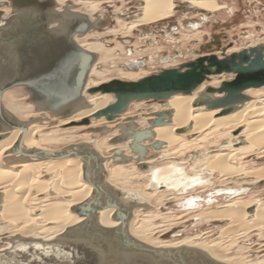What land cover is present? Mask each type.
Wrapping results in <instances>:
<instances>
[{"label": "bare ground", "instance_id": "obj_1", "mask_svg": "<svg viewBox=\"0 0 264 264\" xmlns=\"http://www.w3.org/2000/svg\"><path fill=\"white\" fill-rule=\"evenodd\" d=\"M1 1L5 0H0V2ZM186 1L189 2L190 6L206 13L220 12L222 9V5H220L218 0ZM142 2L143 5L139 14L136 16V19L131 22H123L120 19L118 20L125 30L123 33L128 34L140 25H148L169 19L174 16L177 6V0H142ZM104 3V0H56L57 5L62 4V6L57 7L59 11H56L67 16L85 15L91 22L95 23L94 25L96 27H98L99 25L102 26L105 22H103L104 19L102 17L96 18L95 16L97 14L95 13L101 11V7H103ZM80 5H82L86 11H82ZM10 9L11 8L8 6L0 8V83L2 84L13 79L16 71H18V48L22 47V44H19L17 38L13 39L15 35H12L14 28H12L11 21L13 17L18 14V11H15L12 8L13 16L7 17L1 15V11L7 12V10ZM208 18L207 14L203 15L204 20L207 21ZM100 19L103 20L100 21ZM63 25L64 23L61 21H54L52 27L53 29L57 28L56 31L58 32L63 30L61 29ZM91 31L92 29L84 34L78 33L74 36V40L81 47L95 54L97 53L98 56H96L89 71L82 98L76 103L77 109L73 115L63 118L55 116L49 111L39 109L38 103L29 100V91H25L26 98L29 100L28 103H23L20 100H17L16 95L18 94L13 90L14 88L7 89L3 94V115L6 120L19 122L27 127L21 145L22 151L36 152L37 155L35 157H26L21 153L13 152L12 149L17 145L21 138L22 129L9 127L8 123L0 117V220L4 222V225L0 224V235L5 232L11 233L4 236L3 246H0V264H97L101 259L102 251L92 245L89 241L81 238H67L63 236V233L69 228L82 224L87 220V217L81 216L77 212L76 207L89 202L93 198L94 193L96 192L93 183L100 182L103 178L102 174L97 172H91V177L87 178L84 168L86 165L85 163L88 160L81 157L79 154L67 155L61 158H55L54 156L45 158L43 156L44 151H48L52 155L55 150L67 148L71 151L77 150L80 152H82V148H87L93 150L102 158V167L107 174L106 186L104 185L105 189L108 187L113 191L115 199L119 204L132 208L131 215L127 221V227L129 233L134 238L154 247L198 248V250L203 251L210 257L226 264H251L240 255L230 256L231 258L220 257L214 249L216 250L218 243H220L219 241L223 240V236H221L216 242L211 243H206L205 241L195 242V239L191 238L192 236L190 235V237L175 239L173 242L167 241V243H165L166 239L163 243V239L161 238L162 243H155L151 240L149 241L148 239H145L144 236L150 233L147 231H149L148 229L150 228L151 217L149 219L147 217L153 215L151 213L152 209H156L154 208V200L161 202L162 196L166 192L176 194L178 197L179 195H184L183 198L187 200V209L189 211L190 209L193 210V212L200 210L197 214L198 216H196L201 221L210 222L228 219V224L224 228L221 227V235H223V233L225 235L227 228L233 222H236V228L240 231L252 230L251 228L254 226H264V201L254 202V210L250 213L246 210L248 205L252 204H247L249 202L247 201L248 198L243 202L244 200H240L243 197H237L240 194L245 193L247 191L246 188L219 189L218 193L222 194H226L229 191L228 194H230V197L232 198L231 202H227L224 204L225 207L220 209H216V207L213 208L210 204H208V207L206 206L207 208H200L204 206L201 202V196H194L191 192L195 190L196 187L203 189L212 188L214 185L213 181L218 176L233 178L244 175L253 177L256 179V182L264 180V165L256 167L252 166V168H249V162H244L242 160L244 156L251 152L258 151V153H262V155L264 154V86L245 90L244 93L249 95V99L236 111L229 114L221 115L219 109H207L203 106H194L193 101L206 86L217 87L218 83L226 79L227 75L230 77L233 76V74L222 73L218 76H214L221 80L213 77L211 82H209L210 85H207L204 80L190 94L179 93L171 96L163 102L155 101L154 104L145 109L146 111L151 110V114L142 120L137 121L134 118H130L129 121L119 123L118 129L115 131H110L109 127L111 126L107 125L109 129H106V131H108L106 134H108L104 137H98L100 134L96 137H92L89 135V132H87L80 135V138H82L80 142H74L76 139V136L73 134L74 130L73 132L55 130L49 133H42L41 128L47 126L50 121L57 119L60 125L83 121L85 117L92 115L95 111L106 107L115 100L112 93H86V89L107 82L106 80H91L90 76L95 73L102 77L101 74L103 70H96V67L100 63L107 64L109 60L111 61L115 50V48L107 47L105 45L106 43L104 44L102 41L90 40V37L93 36ZM170 34L171 32L166 33L165 35ZM201 36L202 30H195L193 35L186 40H192L194 38L200 39ZM169 38L173 41L177 39L172 35H170ZM261 42H264V37L252 39L246 44L252 46ZM117 47L125 50V47H121V44H118L116 48ZM235 50H237L236 47H233L228 49L226 53L228 54ZM133 62L135 61L133 60ZM139 63L141 62L139 61L138 65ZM168 65H170V63L165 64V67ZM145 72L146 69L144 67H139L138 70H121L120 76L127 80L135 81L148 75L146 74L147 72ZM211 76L213 75H209L207 79ZM134 102L136 101H133L131 104ZM23 104H25L24 107L22 106ZM131 104H129V106ZM25 108L31 110L26 112L27 110ZM166 110H169L171 113L169 122L164 125L156 126L153 129L154 140L162 141L163 147L161 149H154L149 145L153 140H149L145 142V144L149 145V151L144 160L139 162L136 160L115 162L113 159L115 156H129L133 158H136V156L130 149L131 139L126 142L112 143L111 139H113V136L116 137L119 135L121 130H123L125 134H128L133 126L136 127L135 129H145L150 126V122L156 112ZM127 111L129 110H126V112ZM22 112H24L23 114H26V118L21 116ZM124 113L120 116L122 117ZM103 120H105L104 117L91 118L89 120L90 123L79 124L72 126V128L87 129L93 125H98ZM113 121L108 122L109 124L115 123ZM187 125L192 126L189 131L179 132L180 129ZM243 126H245V128L239 136H237V134L236 136H229V142L225 147H222L219 152L210 156L207 152L204 159H196L194 161L193 167L189 166L190 168H188L184 162H180V160L176 161L177 157L188 151L202 148L206 143L210 145L221 143V141L228 136L230 131ZM68 128L69 127L64 129ZM193 134L196 135L192 136ZM244 135L246 136L245 141L247 145L233 147L234 141H238V139ZM210 138H214L215 140L209 141ZM65 143L69 144H66L67 146L62 148L51 147L54 145L60 146V144ZM116 149L121 152L114 153L113 151ZM109 150L111 152L110 155H105V151ZM205 151L207 150L205 149ZM151 152L161 153V156L159 157H161L162 164L160 166L150 165L159 158L157 157L158 155H154L155 153L149 154ZM89 161L91 162V160ZM110 161L114 162L115 166L110 167ZM133 161L147 166V170H144L141 173L146 177L148 176V180L145 184L149 190L148 192L145 191L144 188H141L143 185H139L138 188L134 187L136 184L133 185L132 178L138 176L136 165L132 166V168L126 167V165H129L131 162L133 163ZM196 167H199V169H196ZM188 169L193 172L192 175L189 174ZM212 171L219 173L214 179L211 177V174H213ZM160 187L166 189H160ZM39 194H44L45 196L38 198ZM208 201H211V199ZM220 206H222V204ZM115 211V208L111 207L98 209L96 212L97 223L106 228L119 226L121 221L114 218ZM140 211H142L144 218L137 220V217L140 216ZM155 213L154 215H160V213ZM162 213L164 214V212ZM175 219L179 218L175 217ZM173 223H175V220ZM152 226L153 225H151V227ZM261 231V233H264L263 230ZM227 233L229 234V232ZM237 234L239 235V231H237ZM242 235L244 236L245 234H241V236ZM199 236L200 235H198V237ZM232 236L235 237L234 235ZM233 244L235 243L233 242Z\"/></svg>", "mask_w": 264, "mask_h": 264}, {"label": "water", "instance_id": "obj_2", "mask_svg": "<svg viewBox=\"0 0 264 264\" xmlns=\"http://www.w3.org/2000/svg\"><path fill=\"white\" fill-rule=\"evenodd\" d=\"M10 3L12 8L18 11L20 15H15L11 21L12 28H14L12 35H15L13 39L17 38L22 47L18 48L19 65L14 78L3 84L0 83V117L8 123L9 127L22 129L21 138L12 149L13 152L21 153L26 157H35L36 152H24L21 148L27 127L19 122L6 120L4 117L3 94L9 88L23 86L30 92L29 100L38 103L39 109L49 111L53 115L63 118L73 115L77 109L76 103L82 98L89 71L96 59V54L81 47L74 40V36L78 33L84 34L96 26L85 15L73 16L72 21H68L62 13L53 9L52 2L47 4L46 2H39V0H10ZM43 5L48 7L49 10L47 11V21L55 18L56 21L64 23L61 29L65 31L66 49L58 56L49 57L40 64L38 62L33 74L30 75L26 74L28 65L24 45L30 29L26 23L32 21V17H36L41 13L40 9ZM29 7L31 8L29 9ZM190 26L198 27L194 24H190ZM100 27L102 26L99 25L98 28ZM56 29L52 30L56 31ZM131 64L129 65L131 69H136L138 66L136 63ZM222 73L233 74L235 78L224 80L217 87H206L193 101L194 106L219 109L221 115L229 114L236 111L249 99L244 93L245 90L264 86V42L253 46H245L240 51L231 53L225 59H219L215 55L201 57L178 68L163 69L157 74L143 77L135 82L115 80L112 83H116V85L101 84L90 87L86 91L92 94L97 92L102 94L112 93L115 100L106 107L95 111L92 115L85 117L82 122L88 123L91 118L101 117H104L107 121H113L126 112L129 104L133 101H163L175 94H190L209 75H220ZM170 116L169 110L158 111L154 114L149 127L135 129L136 127L133 126L128 134L121 130V133L111 139V142H126L131 139L130 149L136 158L115 156L113 158L115 162L142 161L148 154L149 145L154 149H161L163 142L154 140L153 129L156 126L168 123ZM191 127V125H187L179 132L189 131ZM99 130L106 131V129ZM93 131L98 130L93 129ZM149 140H153L151 144H145ZM113 152L120 153L121 151L116 149ZM76 154L88 160L84 168L87 178L91 177V172L101 173L103 178L100 182L93 181L96 188L93 198L89 202L76 207L77 212L81 216L87 217V220L82 224L69 228L63 233V236L85 239L99 248L102 255L97 264H226L210 257L198 248L154 247L134 238L127 227L132 208L119 204L113 191L108 187L105 189L107 174L102 167V158L96 152L87 148H82V152L71 151L68 148L55 150L52 155L48 151L43 152L45 158L50 156L61 158ZM143 167L147 168V166ZM110 207L115 208L114 218L119 219L121 224L113 228L100 226L96 221V212L100 208ZM250 211H253V209H250Z\"/></svg>", "mask_w": 264, "mask_h": 264}, {"label": "rangeland", "instance_id": "obj_3", "mask_svg": "<svg viewBox=\"0 0 264 264\" xmlns=\"http://www.w3.org/2000/svg\"><path fill=\"white\" fill-rule=\"evenodd\" d=\"M104 1H105V3L103 5V7H101V11L95 13V14H97L95 17L96 18L102 17L104 19L103 21L106 23L103 24L102 27H100V28L94 27L92 29L91 32L93 33L92 34L93 36L90 37V40L102 41L104 44L106 43L105 45L107 47L115 48V50H114V56L111 59V61L109 60L107 62V64L100 63L96 67V70H101V71L103 70L102 74H101L102 77L93 73L90 76L91 80H101V81L106 80L108 82L112 78H119L121 80L130 81V80H127L126 78H122L120 76L121 70L122 71L138 70L139 67H144L146 69V72H147V73L146 72L145 73L149 75L152 73H157L160 70H163L165 68L177 67L180 63L194 59L195 57H197L198 53H215L218 56H222V55L226 54L228 49L233 48V47H236L237 50H235V51H240L243 47L247 46L246 43L250 42L252 39H256L258 37L259 38L264 37V0H218L220 5H222V9L220 12H215V13H206L204 11H200L193 6H190L189 2L186 0H184L185 2L181 1V0H177L176 11L174 12L173 17L166 19V20H163V21H160V22H156V23H152V24H148V25L145 24V25L137 26L135 29L132 30V32H130L128 34L123 33L125 30L120 25V22L118 20L120 19L123 22H131L134 19H136V16L139 14V11L141 10V7L143 5L142 0H104ZM107 1H108V3H107ZM2 4H5V5H2ZM3 6H8L11 9L7 10V12L1 11V15L11 17L13 14V9L11 7L10 0L1 1L0 2V8ZM57 6L60 7V6H62V4H58ZM80 8L82 11L83 10L86 11V9H84L82 7V5H80ZM204 14H207L209 17V20L207 22H206V20L203 19ZM190 21H198L201 24L203 23V26L200 28L191 27L190 23H189ZM173 25H177L179 27L176 29V31L178 33L170 34L173 37L177 38L175 41H173L171 38L168 37L170 35H165L166 33L171 32L168 29L170 26H173ZM195 30H202L201 38L200 39L194 38L192 40H186L188 37H191L193 35V32H195ZM190 34H192V35H190ZM118 44H121V47L122 46L125 47V50H123L120 47L116 48V46ZM158 45H160V46H158ZM152 47H154V48H152ZM176 54H178V55H176ZM179 54H181V55H179ZM96 56H98L97 53H96ZM170 59H171V61H170ZM133 60L135 62H133ZM139 61H143L144 65L139 66L138 65ZM132 62L136 63L138 65L136 69H131L129 67V65ZM166 63H170V65L165 67ZM214 76H218V75H213L207 80L205 79V83L207 85H210L209 82H211V80ZM103 77H104V79H103ZM214 78L220 79L218 77H214ZM229 78H230V76L227 75L226 79H229ZM226 79H224V80H226ZM222 81H220L217 86H219ZM21 87H17V86L13 87L14 88L13 90L16 91L18 94V95H16L17 100H20L23 103H25V102L28 103L29 100L26 98V93H25V91L27 92V90L25 89V87H23V86H21ZM206 87H208V86H206ZM10 89H12V88H10ZM86 93L92 94L89 91H87ZM245 95H246V93H245ZM247 96H249V95H247ZM154 103H155V101H151V100L150 101L145 100V101H141V102H134L127 109L129 111L124 113V115H122V117L120 116V117H118V119L113 121L115 123L109 124V122L104 118L105 120L100 122L98 124L99 126L93 125L92 127L87 128V129H84V128L83 129L82 128L77 129V128H72V126L84 124L82 121L70 123L67 125H60V123L56 119L54 121H50L47 124V126L42 127L41 132L42 133H49V132H52L55 130L65 131V132H67V131L73 132V130H74L73 134L76 136V139L74 140V142H80L82 140V138H80V135L85 134L87 132H89V135L92 137H96L99 134L100 135L98 137H104L108 134V133L106 134V132H108V131H100L99 129H102V128L103 129H109L110 128V131H115L118 129L119 123L126 122L130 118H134L137 121L142 120L151 114V110L146 111L145 109L149 108ZM24 105L25 104H23L22 106L24 107ZM25 109L27 110L26 112L31 110L29 108H25ZM23 113L24 112H22L21 116L26 118V116H25L26 114H23ZM107 125H110L111 127L108 128ZM67 127H69V128L64 129ZM244 128H245V126L239 127L233 131H230L228 133V136H226L221 141V143H217V145L215 143L213 145L206 143L205 146L202 148H199V149L193 150V151L192 150L188 151V152L184 153L183 155L179 156L180 158L177 157L176 161L180 160V162H184L188 166V168L193 167L194 161L196 159H204V157L207 154L210 156V155H213V154L219 152L221 150V148L225 147L226 144L229 142V136H236V134H237V136H239L240 133L243 132ZM93 129H97L98 131H93ZM195 135L196 134H193L192 136H195ZM245 137L246 136L244 135L241 138H239L238 139L239 142L237 140L234 141L233 147H240V146L247 145V143L245 141ZM113 138H114V136H113ZM214 140H215L214 138L209 139V141H214ZM66 144L68 145L69 143L60 144V146L54 145L51 147L52 148H62L64 146H67ZM206 145H208V146H206ZM205 149L207 151H205ZM110 153H111L110 150L105 151V155H110ZM149 154H154L155 156L158 155L157 157L161 156L160 155L161 153L159 154L158 152H153V153L151 152ZM242 160L244 162L245 161L249 162V164H250L248 166L249 168H252V166L256 167V166L264 165V154L262 155V153H258V151L257 152H251V153H248L246 156H244L242 158ZM191 161H192V163H191ZM161 164H162V160H161V157H159L154 161L153 164H150V165L151 166H157V165L160 166ZM134 165H136L137 175H138L137 176L138 178L137 177L132 178L133 185L136 184V185H134V187L138 188L139 185H143V187H141V188H144L145 191L148 192L149 190L147 189V187L145 185L147 180H148V176L146 177L145 175H143L141 173L144 170H147L146 168L143 167L145 164H139V163L133 161V163L131 162L129 165H126V167L132 168V166H134ZM109 166L110 167L115 166L114 162L110 161ZM196 169H199V167H196ZM188 171H189V174H191V175L193 174V172L190 171L189 169H188ZM212 172H213V174H211V177H213V179H214V177L219 175L218 172H215V171H212ZM140 173L142 174V176ZM139 175H140V177H139ZM243 176L244 175L236 176L233 178H226V177L218 176L215 178L217 181L215 179H214V181L212 180L214 182L215 186L213 185L212 188H208V189L196 187L195 190L191 191L193 193L192 195L201 196L200 197L202 200L201 202L204 206L200 207V208H205L206 206L208 207L209 206L208 204H210L211 207H213V208L216 207V209H220V208L225 207L224 204H226L227 202H231L232 198L230 197V194H228L229 191L226 194H222V193H218L219 189H221V188H227V189H230V188H233V189L234 188H246L247 189V191L245 192L246 194L242 193L237 197H240V196L243 197L240 199V200H244L243 202H245V200H247V198H248L247 201H249V202L247 204H249V203L250 204L252 203V204L248 205L246 210L251 213L252 211H250V209L254 210V208H253L254 207L253 204H255L254 202L264 201V180L256 182L255 181L256 179H254L251 176H244V177ZM245 178H247V179H245ZM245 181H247V182H245ZM160 189H166V188L160 187ZM44 196H45L44 194H39L38 198H42ZM183 196L179 195V197H178V195H176V194H170V193L166 192L162 196L161 202H159V201L157 202V200H154V204H155L154 208H156V209L158 208V209L157 210L152 209L151 213L154 215V213L156 212V213H160V215L155 213L156 215H154V216L152 215V216L147 217L148 219L151 217V220H150L151 224L149 226L150 228L148 229L149 231H147L150 233H148V235L144 236L145 239H148L149 241L151 240L155 243H162V240H161V238H162L163 243H164L165 239H166L165 243H167V241L173 242L175 239H182L183 237L185 238V237L192 236L191 238H194L195 242L205 241L206 243H208V242L211 243V242H216L219 238H221V236H223L222 241H224V242L219 241L221 244L218 243L216 250L214 249V251L220 257L231 258L232 256L240 255L243 258H245V260L247 262H249L251 264H264V233H261L262 232L261 230H263V232H264V229H263L264 226H259V227L254 226L251 228L252 230H241L240 231L239 229L236 228V224H235L236 222L235 223L233 222L227 228L225 235H224V233H223V235H221L222 234L221 227L224 228L228 224V219H226L227 221L226 220L210 221V222L209 221H201L197 217L198 216L197 214L200 210L196 209L197 212H193V210L190 209V211H189L187 209L188 208L187 200H185L183 198ZM209 199H211V201H208ZM221 204H222V206H220ZM157 211H159V212H157ZM162 212H164V214ZM178 213H180L182 216ZM139 214H140V216L137 217V220L144 218V216L142 215V211H140ZM167 215H169V216H167ZM175 215H177V216H175ZM183 216L184 217L186 216L185 217L186 219ZM175 217H177L179 219H175ZM173 219L175 220V223H173L174 222ZM152 220H153V222H152ZM163 221H165V222H163ZM182 221H183V223H182ZM199 221H201V222H199ZM0 222H1L0 224L4 225V222L2 220H0ZM156 223H157V225H156ZM171 223H172V225H171ZM164 224H166V225H164ZM151 225H153V226L151 227ZM167 225L169 228L167 227ZM169 229H170V231H169ZM165 230H167V231H165ZM235 230L239 231V235L237 234V231H235ZM227 232H229V234L231 232V234L229 235ZM246 232H247V234H246ZM257 232H259V233H257ZM9 234H11V233L5 232L4 234L0 235V246L1 247L3 246L2 244H3L4 236L9 235ZM241 234H245V235L241 236ZM198 235H200L199 236L200 238L198 237ZM208 235H209V237H208ZM232 235H234L235 237H233ZM201 236H205V237H201ZM213 239H215V240H213ZM224 239H226L227 242ZM233 242L235 244H233ZM222 243H225L226 245L222 244ZM227 243H229V244H227ZM221 251L223 252V254Z\"/></svg>", "mask_w": 264, "mask_h": 264}, {"label": "flooded vegetation", "instance_id": "obj_4", "mask_svg": "<svg viewBox=\"0 0 264 264\" xmlns=\"http://www.w3.org/2000/svg\"><path fill=\"white\" fill-rule=\"evenodd\" d=\"M39 2H46L47 4H50V2H52L53 9L55 11L58 10L56 0H39ZM33 3H35V2L33 1ZM44 6L45 5H43V7H41V9L37 8V9L41 10V13L36 17H32V21H28L26 23L27 26H29V28H30L29 33L27 34L25 45H24L25 46L24 47L25 48V56H26L27 65H28V69L26 71V74H30V75L33 74L34 68L36 65H38L37 64L38 62L40 64V62H44L45 60L49 59V57H53L54 55L58 56V55L62 54L63 52H65V49H66V43L64 40L65 31L61 30V31L57 32L55 30H52L53 29V27H52L53 23L56 20H55V18H51L50 21H47V19H48V15H47L48 12L47 11H49V10H48V7L45 6V8H44ZM30 8L31 7H29V9ZM63 17H65V19H67L68 21H72L71 19L73 16H67V15L63 14ZM102 20L103 19H100V21H102ZM208 20H209V18H208ZM189 23L198 26L197 28H200L203 26V23L201 24L198 21H190ZM177 28H179L177 25H173V26H170L168 30L171 31V34H175V33H178L176 31ZM246 45H248V44H246ZM233 52H235V51H232L228 54L226 53L225 55H222V56H218L215 53H198L197 57H195L194 59H191L189 61L180 63L177 66V68L180 67L181 65H184V64L191 62L193 60L199 59L201 57H208L211 55H215L219 59H225ZM176 55H178V54H176ZM179 55H181V54H179ZM170 61H171V59H170ZM140 65H144V63L141 62V63H139V66ZM159 72H157V73H159ZM157 73H152V74L146 75L144 77L151 76V75H154ZM234 78H235V76L233 75L232 77H230L229 79H226V80H232ZM115 80H121V79L113 78L110 81L105 82L103 84H112V85L115 84L116 85V83H112ZM121 81L122 82H135L137 80H135V81L121 80ZM121 84H123V83H121ZM151 101H154V100H151ZM163 101H159V102H163Z\"/></svg>", "mask_w": 264, "mask_h": 264}, {"label": "built area", "instance_id": "obj_5", "mask_svg": "<svg viewBox=\"0 0 264 264\" xmlns=\"http://www.w3.org/2000/svg\"><path fill=\"white\" fill-rule=\"evenodd\" d=\"M248 46V45H247Z\"/></svg>", "mask_w": 264, "mask_h": 264}]
</instances>
